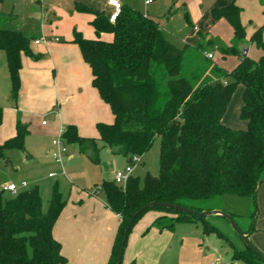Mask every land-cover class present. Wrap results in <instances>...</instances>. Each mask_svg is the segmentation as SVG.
I'll return each instance as SVG.
<instances>
[{
  "label": "trees",
  "instance_id": "16d2710c",
  "mask_svg": "<svg viewBox=\"0 0 264 264\" xmlns=\"http://www.w3.org/2000/svg\"><path fill=\"white\" fill-rule=\"evenodd\" d=\"M230 1L228 6L214 10L213 17L226 19L235 39L240 40L244 35L241 11L236 0ZM79 9L95 15L92 25L98 39L87 40L75 31L74 43L92 70L94 88L115 117L113 124L97 125L99 141L130 162L133 156L143 159L155 139L161 138L158 176L148 173L142 184L133 175L125 190L114 181L102 183L107 207L121 217L108 264H117L130 219L151 202L202 212L192 202L234 195L251 198L257 207V194L264 184V55L257 61L246 56L234 71H228L205 62L200 47L180 48L171 43L154 20L137 10L123 7L112 23L104 14L86 7ZM263 31L264 25L252 36L261 50ZM103 34L113 35V40H102ZM0 50L7 56L11 99L16 104L21 90L22 55L35 60L41 57L32 52L30 40L17 30L0 29ZM187 61L196 65L190 74L185 67ZM238 87L243 88L241 118L247 122L245 130H233L223 123ZM3 119L0 108V126ZM28 133V126L19 122L16 136L0 144V152L23 151ZM62 140L66 145L78 146L80 153L94 163L99 162L98 140L79 136L76 126H67ZM66 204L57 186L47 210L39 187L10 198L0 190V264H67L62 244L53 236ZM152 211L163 214L152 225L161 232H174L179 224L201 222L204 234L226 239L205 217L152 207L136 217L128 240L139 221ZM254 232L251 227L244 233L250 236ZM229 245L233 263L264 264L247 246L239 250L232 242Z\"/></svg>",
  "mask_w": 264,
  "mask_h": 264
},
{
  "label": "crops",
  "instance_id": "0c3cea01",
  "mask_svg": "<svg viewBox=\"0 0 264 264\" xmlns=\"http://www.w3.org/2000/svg\"><path fill=\"white\" fill-rule=\"evenodd\" d=\"M5 1L0 6V29L22 32L30 40L32 52L41 58L35 60L22 55L21 90L15 104L11 99L12 87L7 56L0 50V85L5 86L3 96L0 91V108L4 112L3 124L0 126V144L16 136L19 122L27 125L29 129L25 140L26 150H23L29 164L46 154L53 158V141L62 135L67 126H76L79 136L98 140V146L103 144L99 141L97 125L113 124L115 117L110 106L101 99L98 90L93 86L92 70L85 62L80 47L74 43V32L80 33L87 40L98 39L92 25L95 15L83 12L79 7H86L110 18L114 9L109 0H46L44 4L42 0H22L21 6L17 3L8 5ZM120 1L123 7L137 10L154 20L164 32L167 28L165 24H168L162 18L165 13L164 3L169 6L170 12L175 2L151 0V3L147 4L149 0ZM230 3V0L222 2L226 6ZM37 4H41L42 9ZM45 4L49 9H43ZM185 9L182 16H185ZM221 23L222 20L219 24L215 23L213 30L222 25ZM100 38L111 42L113 35L103 34ZM212 39L211 35H207L192 47H200L201 53L208 59L206 54L213 52L204 49L205 43L219 49V45L213 43ZM39 40L45 43L36 44ZM236 41L234 37L230 52L238 51ZM248 52L245 51L246 54ZM44 122L47 123L44 125ZM69 148L71 149L70 145ZM78 149V146L74 145V151L70 152L66 160L67 164L76 159ZM104 149L110 154L113 153L107 147ZM119 159L123 157L110 156L109 164L113 166ZM125 160L128 162L127 158ZM112 173L104 170L102 174L110 176L111 179L107 181H114ZM93 175L94 172L81 173L79 180L93 179ZM262 186L258 219L260 231L261 226H264V184ZM32 188L34 187H26L23 191ZM70 194L53 229L54 238L62 244V254L67 258V264H108L119 233L121 217L107 207L103 191L91 195L76 189L75 193ZM64 199L66 200L65 197ZM162 215L156 211L149 212L135 226L128 240L123 264H159L162 251H166L168 246H175L173 241L178 225L174 232H161L152 227L155 220ZM249 240L264 253V233H253Z\"/></svg>",
  "mask_w": 264,
  "mask_h": 264
},
{
  "label": "rangeland",
  "instance_id": "374dc122",
  "mask_svg": "<svg viewBox=\"0 0 264 264\" xmlns=\"http://www.w3.org/2000/svg\"><path fill=\"white\" fill-rule=\"evenodd\" d=\"M45 1L42 0V3L44 4ZM226 1L182 0L180 2V0H175L170 12H168L169 6L165 2L163 7L165 13L162 18L168 23L165 24L167 26L164 32L166 38L181 48L184 45L196 46L202 41V37L206 38L207 35H211L213 37L212 42L219 45V49L205 43L204 49L213 52L215 58L208 60L201 53L203 60L227 68L229 71H234L246 56L254 61L259 60L264 55V50L257 48L252 41V36L264 25V0H236V5L241 11V24L244 29L243 37L236 41L237 52L229 51L232 49L231 41L235 37L231 24L226 19L215 20L213 17V11L226 7V4H222ZM3 2L4 0L0 1V6ZM5 2L8 5L17 3L21 6L23 4L22 0H6ZM37 5L42 9L41 4ZM43 9L49 8L45 4ZM184 9L186 11L185 16L184 14L182 16ZM221 20L223 21L222 25L213 30L214 24L217 22L219 24ZM34 31L36 32V30ZM262 39L264 40V31L262 32ZM39 41L45 43L43 40ZM247 50L249 51L248 54L245 53ZM185 67L188 68L190 74L196 65L187 61ZM4 88L5 86L0 85L2 96L5 93ZM242 91V87L236 89L223 118V123L233 130H245L248 126L247 122L241 118ZM2 96L0 95V98ZM58 139L59 137L55 138V140ZM160 146L161 138L157 137L153 147L143 156V163L134 170V177H138L142 184L148 173L153 176L159 175ZM70 147L71 149L67 145L68 153L63 162H57L55 158H50L46 154L29 164L25 157L26 153L21 150L0 152V190L1 188L3 190L10 183L18 186L20 192L26 189L21 188L23 183L27 184V189L39 187L44 209L47 210L55 186L58 187L66 201H68L70 193H75L76 189L84 190L92 195L95 194L97 188H101L104 181L111 179L110 176H103L104 170L113 172V179L115 173L125 170L128 164L123 156V159H119L120 161H117L118 163L113 166L109 164L110 156H117V154L106 152L103 144L99 145L100 162L94 163L85 155L81 153L80 155L78 149L76 159L67 164L66 160L71 154L70 152L74 151V145H70ZM54 150H56L55 147ZM89 172H94L93 179L79 180L81 173L88 174ZM262 192L263 186L261 185L257 194V207L251 198L234 195H226L208 202H192L191 205L197 209H203L202 212L220 210L230 214L234 213L235 220L243 232H248L253 227L254 233H264V226H261L262 231H260L258 220L261 211ZM12 195L4 191L5 198H10ZM255 212H257V217L254 218ZM206 218L212 226L217 227L225 235L226 239H220L216 234H204L201 222L179 224L173 241L175 246H168L166 251H162L159 256V264H232V249L229 243L232 242L239 250L245 249L246 245L224 217L210 216ZM233 264H245V262L236 261Z\"/></svg>",
  "mask_w": 264,
  "mask_h": 264
},
{
  "label": "built area",
  "instance_id": "2783aa9c",
  "mask_svg": "<svg viewBox=\"0 0 264 264\" xmlns=\"http://www.w3.org/2000/svg\"><path fill=\"white\" fill-rule=\"evenodd\" d=\"M151 3V0L147 1V4ZM110 6L113 7L114 11L110 15V21L112 23H115L117 18L120 16L121 11L123 9V4L120 0H109ZM40 41H36V44H39ZM207 58L209 60H212L214 58V55L212 53L206 54ZM47 122H44L45 125ZM53 146L56 148L53 152V158L56 159L57 162H63L65 156H67L68 149L67 145L62 140V135L59 137L58 140L53 141ZM142 163V157L140 156H133L131 161L128 162L125 170L123 171H117L114 176V182L116 185L122 187L124 190L127 187V182L131 176H133L134 170L137 166H139ZM27 184L23 183L21 185V188H26ZM102 187L97 188L95 191V194H100L102 192ZM3 191L9 192L13 195H17L20 193L19 187L15 184H8L4 187Z\"/></svg>",
  "mask_w": 264,
  "mask_h": 264
},
{
  "label": "water",
  "instance_id": "95a60500",
  "mask_svg": "<svg viewBox=\"0 0 264 264\" xmlns=\"http://www.w3.org/2000/svg\"><path fill=\"white\" fill-rule=\"evenodd\" d=\"M152 207H163V208H167V209H171L174 211H180V212H185L188 214H192V215H196L199 217H210V216H221L224 217L231 225L232 229L234 230V232L242 239V241L244 242V244L251 249L252 251H254L256 254H258L260 256V258L264 261V255L260 254V252L258 251V249L251 243V241L249 240V236L248 234H245L239 227V225L237 224L235 218L233 217L232 214L230 213H226L224 211H220V210H214V211H204V212H198L189 208H185V207H181V206H177V205H172V204H168V203H161V202H151L147 205H145L143 208H141L136 214H134V216L130 219V221L128 222L124 234H123V238H122V242H121V247L118 253V257H117V264H123L124 262V255H125V250H126V244L128 241V236H129V231L131 229V226L134 222V220L136 219L137 216H139L142 212L152 208Z\"/></svg>",
  "mask_w": 264,
  "mask_h": 264
}]
</instances>
